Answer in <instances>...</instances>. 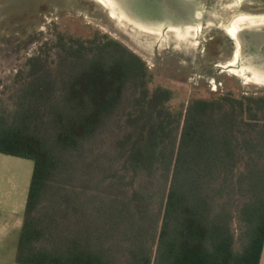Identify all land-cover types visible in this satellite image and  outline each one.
I'll list each match as a JSON object with an SVG mask.
<instances>
[{"label": "trees", "instance_id": "obj_1", "mask_svg": "<svg viewBox=\"0 0 264 264\" xmlns=\"http://www.w3.org/2000/svg\"><path fill=\"white\" fill-rule=\"evenodd\" d=\"M56 47L54 61L29 58L14 109L0 115V153L34 162L16 262L260 264L264 95L228 93L174 111V91L151 90L146 62L122 43L59 34ZM121 112L115 159L135 177H159V197L150 186L118 189L107 182L116 171L94 185L102 165L86 151ZM244 159L248 173L238 171ZM246 180L248 241L236 251L233 205Z\"/></svg>", "mask_w": 264, "mask_h": 264}, {"label": "rangeland", "instance_id": "obj_2", "mask_svg": "<svg viewBox=\"0 0 264 264\" xmlns=\"http://www.w3.org/2000/svg\"><path fill=\"white\" fill-rule=\"evenodd\" d=\"M244 17L264 18V0H115V6L107 0H0V115L14 109L15 94L26 78L29 58L42 53L50 61L56 60L59 34L83 40L99 37L102 42L109 38L128 47L152 72L148 85L151 90L161 86L174 91L168 103L174 111L192 100L228 93L236 97L262 96L264 24L247 23L248 29L239 33L240 45L229 35L232 24ZM234 62L238 64L232 66ZM126 117L121 112L92 144V151H86L88 162L102 165L99 169L96 163L94 185L105 174L116 171L107 182L112 180L118 189L123 187L129 192L138 186H150L159 197V177L154 183L143 176L135 177L122 160L115 159L114 146L126 130ZM247 161L240 162L239 172L248 173ZM82 165L83 172H87ZM33 167L30 159L0 153V173L11 185H19L20 192L24 189L26 196ZM249 181L234 198L236 251H242L248 241L249 225L243 210L253 198ZM228 198H218V202ZM251 207L250 213L254 211Z\"/></svg>", "mask_w": 264, "mask_h": 264}, {"label": "crops", "instance_id": "obj_3", "mask_svg": "<svg viewBox=\"0 0 264 264\" xmlns=\"http://www.w3.org/2000/svg\"><path fill=\"white\" fill-rule=\"evenodd\" d=\"M6 180L0 173V264H18L17 247L28 195ZM260 264H264V249Z\"/></svg>", "mask_w": 264, "mask_h": 264}, {"label": "bare ground", "instance_id": "obj_4", "mask_svg": "<svg viewBox=\"0 0 264 264\" xmlns=\"http://www.w3.org/2000/svg\"><path fill=\"white\" fill-rule=\"evenodd\" d=\"M100 2L103 3V0H99ZM110 2L111 6H115V0H107ZM252 23L253 25H263L264 24V18L261 17H244L241 18L240 20H238L237 22H234L232 24V26L230 27L229 30V35L233 38V40L236 41V44H239V33L240 31L246 30L248 29V24ZM260 63V62H258ZM238 63L234 62L231 65L232 66H236ZM261 64V63H260ZM237 74V73H236ZM240 77H245L244 74H238ZM249 81H251V79H248ZM257 82V81H256ZM259 83V82H257Z\"/></svg>", "mask_w": 264, "mask_h": 264}]
</instances>
